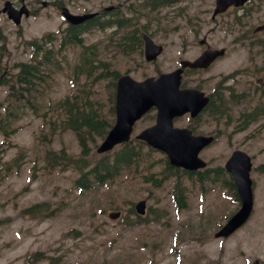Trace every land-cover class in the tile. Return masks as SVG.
I'll list each match as a JSON object with an SVG mask.
<instances>
[{"label": "rangeland", "instance_id": "374dc122", "mask_svg": "<svg viewBox=\"0 0 264 264\" xmlns=\"http://www.w3.org/2000/svg\"><path fill=\"white\" fill-rule=\"evenodd\" d=\"M4 1L0 2V32L8 42L7 49L0 50V75L16 72L15 64L30 60L32 49L28 42L65 26L57 5L63 3L74 13H84L101 9L112 0H37L35 8L40 14L24 18L20 26L2 13ZM208 9H213L212 0H182L150 14V19L157 21L153 37L165 45L156 62H146L139 52L126 56L105 47V36L109 34L105 30L87 33L85 44L95 43L100 59L111 63L119 74L129 73L141 80L157 75L159 69H175L181 59L197 57L201 53L197 43L209 33L208 42L214 47H227V53L209 70L188 75L191 86L209 90L217 84L226 85L227 76L236 69L250 68L253 52L230 32L239 30L232 29V16L211 21ZM193 28L198 30L197 35ZM75 52L74 47L67 48L63 69L54 74L50 99L57 100L72 90L69 74L76 63ZM239 79L250 77L243 75ZM108 82H103L106 87L99 85L104 102L111 90ZM232 83L233 79L227 82ZM6 95L7 87L0 85V104ZM236 118L234 113L225 124L203 116L198 132L217 133L218 138L203 150L201 157L210 167H218L224 166L233 150L248 152L253 157L252 177L260 192L257 206L263 209L264 118L244 131L232 123ZM152 122L147 119L141 123L136 133ZM188 124L187 117L176 122L178 126ZM42 135L52 137V142L41 141ZM4 141L0 152V264H248L255 257L264 259V216L255 219L257 229H244L240 236L234 234L223 242L214 237L217 224L237 209L220 183L207 184L205 190L186 183L188 199L184 209L176 206L172 181L156 189L125 174L108 186L84 188L86 191L80 193L74 185L78 174L73 170L56 168L49 173L43 169L45 150L65 147L70 154L79 155L73 132L58 130L51 135L43 119L28 112L17 119L8 138L0 133V148ZM17 156L16 164L13 160ZM141 199H147L150 221L128 225L136 219L131 207ZM42 203L48 205V211L52 210L51 215L36 217L24 213ZM119 211L121 217L111 218L110 214Z\"/></svg>", "mask_w": 264, "mask_h": 264}, {"label": "trees", "instance_id": "16d2710c", "mask_svg": "<svg viewBox=\"0 0 264 264\" xmlns=\"http://www.w3.org/2000/svg\"><path fill=\"white\" fill-rule=\"evenodd\" d=\"M83 28L84 26H72V29L65 36L64 46L66 44L80 43L79 33ZM52 37L54 36L50 34L42 39V42L47 39L52 40ZM2 41L3 36L0 32V43ZM125 41L127 42L128 40L126 39ZM36 43L38 48L43 47L41 42ZM1 49H3V46L0 45ZM94 52L90 47L85 49V53L81 57L79 73H76L77 78L80 75H85L91 80L89 89H84L86 86L83 87V84L80 86L83 87V90L77 92V94L73 93L70 97L49 102L50 109L45 111L44 114V116L48 115L47 120L49 119L48 121L51 123L53 129L72 130L76 134L81 147L79 157L69 155L64 149L59 153L50 152L48 154L49 165L51 167L57 165H62L65 168L75 167L82 174L79 183L83 186H87L86 182L90 175L95 182L104 184L120 170L129 171L138 169L145 159L150 160L152 158L153 151H147L144 157L142 152L144 143L139 141L130 142L116 151L113 159L105 155L91 169H88L89 162L87 161V156L92 151L90 146L98 143V140L103 138L112 126V119L106 116L109 110L107 103L97 96L96 89L93 90V88L97 87V83H100L105 77H109L110 74L104 73L98 79L96 78V80L92 81L98 69H105V72H108V67L103 64H100L101 67H96ZM37 55H40L39 52ZM53 57L52 50H49L46 54L36 57L32 63L18 64L19 69L17 73H13L9 77L5 76L7 79L5 83L9 85L10 90L7 113L3 116V121L7 125H10L12 121L16 120L28 108L35 110L37 114L42 110L40 102L44 97H47L52 88L50 82L52 76H48V73L50 65L53 63ZM98 62L101 63V61ZM74 84L77 85L78 83L74 82ZM215 101L217 104L220 103L218 99H215ZM207 110H211L212 114H218L220 111L218 110V106L213 108V105H209ZM173 169L168 164H165V167L163 166L162 168L163 175L169 176L179 172L190 178L194 175L190 172H182L178 169H174L176 170L174 171ZM151 176H154V174ZM200 177L202 179L203 175L201 174ZM178 192L180 194L179 199L183 203L185 195L183 185L178 184Z\"/></svg>", "mask_w": 264, "mask_h": 264}, {"label": "water", "instance_id": "95a60500", "mask_svg": "<svg viewBox=\"0 0 264 264\" xmlns=\"http://www.w3.org/2000/svg\"><path fill=\"white\" fill-rule=\"evenodd\" d=\"M243 1L245 0H217L216 12L225 10L232 3L238 4ZM8 8L9 16L19 24L23 10L16 11L7 2L4 11ZM68 17L73 22L81 21L84 18L70 15ZM145 38L146 58L148 60L155 59L162 47L154 45L148 37ZM215 53L218 54L219 52L205 54L195 63L184 62L183 64H189L193 67L203 65L202 62L212 60ZM180 81V70L169 75H163L159 80L150 78L141 83L134 81L129 76L121 77L118 82L117 121L99 151L109 150L115 144L129 139L135 121L152 105H157L159 109L157 125L145 130L140 137L147 140L151 145L166 151L173 165L188 169L203 167L205 163L198 157V152L213 138L196 137L192 135L189 129L175 128L173 118L187 111H192L193 116L196 115L205 105V100L202 97L199 98L200 94L196 91H180ZM226 166L236 176L243 205L241 210L217 233V236H228L244 223L250 215L253 205L251 180L249 179L250 159L243 152L237 151ZM138 208L143 213L144 203L139 204Z\"/></svg>", "mask_w": 264, "mask_h": 264}, {"label": "flooded vegetation", "instance_id": "af4514ba", "mask_svg": "<svg viewBox=\"0 0 264 264\" xmlns=\"http://www.w3.org/2000/svg\"><path fill=\"white\" fill-rule=\"evenodd\" d=\"M256 2H257L256 0L250 1V5H252L253 8V13L251 14V18L252 20L255 18V24L254 25L251 24V25L254 33H264V11L257 13L258 7ZM242 8L231 7L230 10H238V12H240Z\"/></svg>", "mask_w": 264, "mask_h": 264}]
</instances>
